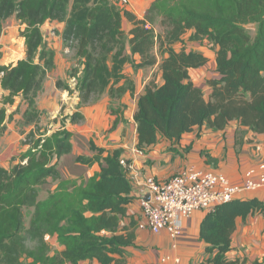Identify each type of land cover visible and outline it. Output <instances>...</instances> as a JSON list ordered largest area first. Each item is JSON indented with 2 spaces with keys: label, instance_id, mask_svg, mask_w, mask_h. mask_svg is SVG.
I'll return each instance as SVG.
<instances>
[{
  "label": "trees",
  "instance_id": "trees-1",
  "mask_svg": "<svg viewBox=\"0 0 264 264\" xmlns=\"http://www.w3.org/2000/svg\"><path fill=\"white\" fill-rule=\"evenodd\" d=\"M0 0V36L7 21L16 16L25 25L26 57L16 64L0 65L1 86L8 93L4 104L21 94L28 103L26 120L35 123L41 112L37 99L44 89L47 73L55 68V50L48 48L42 32L46 22H64L62 37L76 49L81 68H72L69 82L59 79L57 86L77 91L79 107L101 99L108 92L120 99L134 91L133 81L125 78V68L136 70L157 63L154 52L160 44L162 83L151 81L138 98L135 121L138 147H150L160 138L178 143L185 133L206 125L222 130L231 121L257 133H264V0H155L143 19L137 18L119 0ZM123 17L133 23L126 32ZM157 20L163 32L156 34ZM256 24L254 36L246 28ZM189 40L216 51V67L207 84H195L190 70L210 59L186 46ZM130 47V51L128 50ZM7 108L0 107V131L5 129ZM83 119L80 112L70 122ZM58 120L55 118L54 120ZM48 132L30 131L24 140L27 149L0 166V264H80L97 260L100 264H123L115 255L135 245L138 226L128 205L133 200L134 183L121 163L122 150L105 155L106 149L90 142L92 155L77 160L87 165L99 163L101 170L87 179L62 177L58 161L72 152L73 132L61 122ZM57 181L45 198L39 188L48 180ZM32 208L30 224L25 225V209ZM256 213L264 214L258 198H236L208 212L200 236L208 246L201 264H246L229 260L232 236L238 218L244 221ZM133 217L131 227L123 226ZM47 236H50L47 240ZM58 247L53 251L54 247ZM253 264H259L257 262Z\"/></svg>",
  "mask_w": 264,
  "mask_h": 264
},
{
  "label": "crops",
  "instance_id": "crops-1",
  "mask_svg": "<svg viewBox=\"0 0 264 264\" xmlns=\"http://www.w3.org/2000/svg\"><path fill=\"white\" fill-rule=\"evenodd\" d=\"M155 0H130L127 9L137 18L143 19L152 2ZM123 29L129 32L133 23L126 17L122 20ZM64 22H46L41 29L48 48L55 50V68L49 71L44 79V89L37 99V106L42 114L51 115L54 126L65 124L74 134L72 139V152L63 156L58 161V167L62 177L68 179H87L101 170L99 163L87 165L77 160L80 155L90 156V142L105 148V155L113 153L116 149L122 150V158L133 163L142 176L151 175L158 179H168L186 167H195L203 170L214 171L228 178L231 183H241L250 170H258L264 163V133H257L241 126L237 120L231 121L222 130H214L204 125L185 133L178 143L167 138H160L157 143L140 149L138 147L139 134L135 121V112L138 107V98L144 93L146 86L153 80L162 83L163 78L159 68L161 58L153 66L135 69L131 65L125 68V78L133 81L134 91L128 90L122 98L113 99L106 92L100 100L79 107L80 97L77 91L70 93L59 88V79L69 82L71 87L74 79L70 78L69 70L71 62L64 52L71 50L64 46L62 31ZM6 29V28H5ZM189 31L184 41L175 46H186L187 51L195 50L203 53L210 61L207 65L190 70L192 81L203 87L205 98L208 100L211 87L208 79L214 75L216 67V51L211 49L207 42L198 44L191 42ZM25 40V39H24ZM25 45V42H24ZM130 51V47H128ZM18 60L26 57V48L22 51ZM16 60L12 64L18 62ZM10 65V64H0ZM157 71V74H155ZM1 79V75H0ZM44 94V95H43ZM63 111L60 112V110ZM80 112L83 119L76 123L70 122V116ZM65 117V118H64ZM64 120H61L63 119ZM66 120V121H65ZM63 127V126H62ZM55 129V130H56ZM54 130H51V132ZM24 146L23 149H27ZM13 150L11 154L5 152L0 166L8 164L10 157L20 151ZM6 159L8 161L6 162ZM57 181L52 179L41 187L45 198L49 190L57 186ZM46 191V194H45ZM42 198V199H43ZM139 186L134 185L133 200L128 205L130 213L135 214L138 222L142 219V209L139 204ZM242 199L258 198L264 202V188L246 192ZM207 211L197 210L190 217L184 219L182 236L172 238L167 231L154 234L152 231L142 230L138 226L134 229L135 245L125 248L124 255H115L123 264H201L206 258L208 244L201 239V225L207 215ZM133 217H125L123 226L129 232L132 229ZM229 260L245 261L246 264L255 262L264 264V214L256 213L245 221L238 218L237 227L232 236L231 249L226 254ZM80 264H100L97 260H87Z\"/></svg>",
  "mask_w": 264,
  "mask_h": 264
},
{
  "label": "built area",
  "instance_id": "built-area-1",
  "mask_svg": "<svg viewBox=\"0 0 264 264\" xmlns=\"http://www.w3.org/2000/svg\"><path fill=\"white\" fill-rule=\"evenodd\" d=\"M119 2L126 6L130 0ZM121 163L128 169L134 185L139 186L142 219L138 227L154 234L167 231L172 238L182 236L184 219L195 211L211 212L246 192L264 188V163L258 170L248 171L241 183H231L222 174L195 167H186L168 179H158L142 176L133 163L123 158ZM147 192L150 193L149 200L144 198ZM46 238L49 240L50 236Z\"/></svg>",
  "mask_w": 264,
  "mask_h": 264
},
{
  "label": "rangeland",
  "instance_id": "rangeland-1",
  "mask_svg": "<svg viewBox=\"0 0 264 264\" xmlns=\"http://www.w3.org/2000/svg\"><path fill=\"white\" fill-rule=\"evenodd\" d=\"M72 8H73V0H70L69 10L71 11ZM24 28L25 25H23L20 22V20L16 18V16L11 17L7 21L6 29H4L2 35L0 36V64H12L21 57L23 53L22 51H24V48H26V45H24L25 38L21 36V30H23ZM246 28L249 30L252 36L255 35L257 30V25L255 23L246 25ZM155 32L156 34L163 32V28L160 26L159 20H157V23L155 25ZM64 46H67V44H65ZM159 46L160 44L157 42L154 52L157 54V57L161 58L162 60ZM67 47L71 51L69 53L64 52V55L66 58L68 56L70 58V62H71L70 70L72 68L80 69L81 59L76 55V49L69 45ZM155 74H157V71H155ZM71 84L73 87H75L76 85L75 79ZM7 93L8 92L2 88L1 79H0V107L5 106L7 108V115H8L5 129L0 131V162L2 158H6V156H4L5 152L11 154L14 149L15 150H18L20 148L23 149L24 146L25 147L28 146L24 144V140L26 139L30 131L36 130L40 133L47 131L48 134H50L52 133L51 130H55L58 127L52 124L55 118L52 119L51 115L48 116L47 114H42V113L40 114L39 120L37 122L35 123L27 122L26 120V115L28 111L27 101L24 99V97L21 94H19L15 97L13 103L4 104L3 103L4 97L7 95ZM61 111H63V109H61L60 112ZM64 118L61 120H64ZM8 159H6V162L8 161ZM39 192H40V198H43V196H41L44 195L42 188H39ZM32 212H33L32 208L25 209V225L27 227L30 224ZM57 248L58 247L55 246L53 251L57 250Z\"/></svg>",
  "mask_w": 264,
  "mask_h": 264
},
{
  "label": "water",
  "instance_id": "water-1",
  "mask_svg": "<svg viewBox=\"0 0 264 264\" xmlns=\"http://www.w3.org/2000/svg\"><path fill=\"white\" fill-rule=\"evenodd\" d=\"M144 198L146 200H149L150 199V193L149 192L145 193Z\"/></svg>",
  "mask_w": 264,
  "mask_h": 264
}]
</instances>
